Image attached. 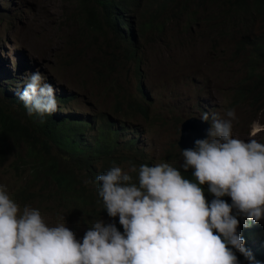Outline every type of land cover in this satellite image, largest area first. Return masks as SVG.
I'll list each match as a JSON object with an SVG mask.
<instances>
[{"label":"rangeland","instance_id":"1","mask_svg":"<svg viewBox=\"0 0 264 264\" xmlns=\"http://www.w3.org/2000/svg\"><path fill=\"white\" fill-rule=\"evenodd\" d=\"M208 12L205 9V13ZM153 16H156L154 8H140L134 13L136 24L146 26L145 37L138 41L142 78L137 80L133 67L126 63L115 73V88L111 89L109 79L102 83L94 74L101 61H111L118 54L114 49L115 42L87 24L88 18L80 12L79 0H0V91L23 90L27 78L39 72L45 78L43 83L52 85L55 93L72 94L70 102L60 108L59 114H73L92 122L93 132L88 135L97 133L96 127L104 116L113 119L116 128L126 136L136 135L139 142L131 150L122 147L116 155L129 157L137 153L149 166L167 162L178 168L182 175L187 174L185 178L192 169L185 172L181 167L183 157L177 141L180 124L188 117L200 119L198 114L206 112L211 124L213 114L223 118L226 110L234 109L237 117L233 122L234 138L245 142L255 138L264 143V93L248 98L242 105L235 103L238 92L250 87L245 84L249 81L248 62L235 51V44L242 34L226 39L213 36L206 40L201 35L202 25L193 28L191 33H184L181 32V21L176 20L165 24L164 32L158 36L147 26L150 19L154 22ZM163 19L164 14L156 21L163 22ZM223 21L222 13L213 15L215 27L220 28ZM250 33L264 36V21L253 22ZM183 35L193 37V41L180 44ZM259 70L264 89V67ZM139 85L145 95L139 92ZM254 122L258 127H253ZM128 139L122 136L120 142L123 144ZM2 162L0 184L7 186L10 198L21 210L26 204L38 209L50 226L62 223L60 218L64 217L65 226L82 241L96 220L115 224L111 217L102 218L91 209L76 207L91 220L85 224L76 208L56 200L55 189L43 199L36 195L18 196L30 166L14 172L10 158ZM118 166L127 170L129 163ZM76 173L80 175V172ZM81 177L85 175L81 173ZM38 188L36 185L30 192ZM115 218L118 221L115 226L123 232L118 216ZM251 229L250 234L257 239Z\"/></svg>","mask_w":264,"mask_h":264},{"label":"clouds","instance_id":"2","mask_svg":"<svg viewBox=\"0 0 264 264\" xmlns=\"http://www.w3.org/2000/svg\"><path fill=\"white\" fill-rule=\"evenodd\" d=\"M44 79L33 73L23 90L11 92L26 115L57 111L59 94ZM200 119L208 122L209 113ZM236 119L234 109L223 118L213 114L206 138L180 151L181 167L193 169L194 179L167 162L139 168L129 162L127 170L114 165L99 174L98 195L123 232L98 219L77 240L64 217L50 226L38 209L26 204L21 210L0 184V264H240L237 252L259 264L238 228L240 218L264 219V143L234 138Z\"/></svg>","mask_w":264,"mask_h":264},{"label":"trees","instance_id":"3","mask_svg":"<svg viewBox=\"0 0 264 264\" xmlns=\"http://www.w3.org/2000/svg\"><path fill=\"white\" fill-rule=\"evenodd\" d=\"M140 8H154V22L150 19L147 26L158 36L164 32L165 24L174 23L176 20L181 21V32L184 33H191L193 28L202 25L201 35L206 40L213 36L226 39L234 34H242L235 44V51L248 62L246 70L249 81L245 80V84L250 87L238 92L235 103L242 105L248 98L264 93L263 77L259 70L264 67V36L250 33L253 22L264 21V0H79V9L88 18L87 24L110 36L115 42L114 49L118 51L111 61H101L98 64L94 74L97 81L104 83L109 79L110 87L114 89V75L126 63L133 67L137 80L142 78V56L138 41L145 37L146 34L143 33L146 26L137 25L134 18V13ZM205 9L209 12L205 13ZM218 13L224 16L220 28L215 27L213 22V15ZM162 14L163 22L158 23L157 17ZM190 41H193V37L183 35L180 44H188ZM139 92L144 94L140 85ZM0 93V161L10 158V167L14 172L30 166L25 174L26 182L18 196L36 195L43 199L55 189L57 201L70 204L74 208L91 209L96 216L102 218L109 217L102 198L98 195L99 182L96 177L123 162H131L136 166L147 164L137 153L129 157L116 155L122 147L129 150L135 148L139 144L138 137L134 134L126 136L121 129L116 128L117 123L113 119H105V116L96 127L97 133L88 135V132H93L92 122L79 119L73 114L66 116L58 113L62 106L65 107L70 102L72 94L60 92L56 95L57 111L40 117L24 113L27 110L19 100L18 93H9L5 89H1ZM255 104L254 101L253 105ZM141 112L145 115L144 111ZM201 115L198 114L200 117ZM122 136L129 137L123 144L120 142ZM192 172L187 179H194ZM81 173L85 177H81ZM183 176L186 177L187 174ZM133 178H136L135 174ZM36 185L39 186L38 190L30 192ZM202 187L211 202L213 198L207 191V185ZM222 199L231 203L230 197L225 196ZM79 213L85 224L91 221L86 213ZM94 218L95 216L92 220ZM111 218L117 225L116 218ZM260 223L261 225L259 222L240 218L238 232L245 239V247L251 251L255 261L264 264V219ZM251 227L257 239L250 234ZM254 241L256 242L252 246ZM236 255L240 264H249L240 253L237 252Z\"/></svg>","mask_w":264,"mask_h":264},{"label":"water","instance_id":"4","mask_svg":"<svg viewBox=\"0 0 264 264\" xmlns=\"http://www.w3.org/2000/svg\"><path fill=\"white\" fill-rule=\"evenodd\" d=\"M211 125L208 122L196 118H186L179 128V139L177 141L179 150L194 148V141L204 139L207 136V129Z\"/></svg>","mask_w":264,"mask_h":264}]
</instances>
